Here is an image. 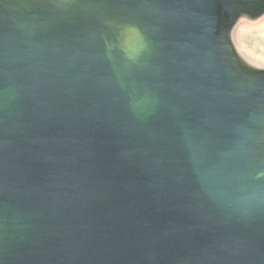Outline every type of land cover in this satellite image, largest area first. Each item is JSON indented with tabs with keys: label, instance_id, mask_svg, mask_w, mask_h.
Returning <instances> with one entry per match:
<instances>
[{
	"label": "water",
	"instance_id": "1",
	"mask_svg": "<svg viewBox=\"0 0 264 264\" xmlns=\"http://www.w3.org/2000/svg\"><path fill=\"white\" fill-rule=\"evenodd\" d=\"M0 264H264V0H0Z\"/></svg>",
	"mask_w": 264,
	"mask_h": 264
}]
</instances>
